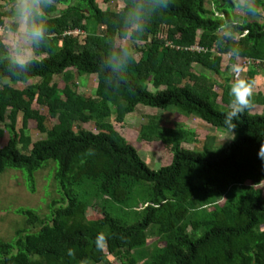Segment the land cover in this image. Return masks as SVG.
Returning a JSON list of instances; mask_svg holds the SVG:
<instances>
[{
	"label": "trees",
	"instance_id": "16d2710c",
	"mask_svg": "<svg viewBox=\"0 0 264 264\" xmlns=\"http://www.w3.org/2000/svg\"><path fill=\"white\" fill-rule=\"evenodd\" d=\"M67 1L47 6L42 0L36 22L44 38L38 43L24 22L30 58L16 59L0 37V139L9 134L0 145V175L23 170L26 189L36 193V172L54 160L62 194L47 218L16 210L34 230L15 231L12 242L0 239V264H108V254L122 264H264V161L257 155L264 113H254L264 96L253 92L252 107L234 120L233 132L224 124L231 64L243 57L264 60V0H257L260 20L239 17L237 0H209V9L205 0H172L164 10L158 0ZM2 2L9 0H0V27L18 33L15 15ZM75 30L80 33L68 34ZM232 48L239 55L223 61ZM259 68H249L244 78L252 88ZM76 73L97 76L94 96L79 93ZM18 82L26 86H12ZM139 105L175 107L185 120L198 118L234 139L214 149L188 147L195 133L165 128L150 116L141 137L172 150L171 162L155 169L114 124L125 123ZM49 119L56 121L52 128ZM77 122H93L96 131L75 130ZM30 123L47 136L32 140L25 133ZM137 194L144 199L134 202ZM93 205H102L101 212L90 217ZM99 233L107 241L103 251L95 245Z\"/></svg>",
	"mask_w": 264,
	"mask_h": 264
},
{
	"label": "rangeland",
	"instance_id": "374dc122",
	"mask_svg": "<svg viewBox=\"0 0 264 264\" xmlns=\"http://www.w3.org/2000/svg\"><path fill=\"white\" fill-rule=\"evenodd\" d=\"M68 2V1H67ZM245 3V0H244ZM68 4H72V0H69ZM110 8L112 10H117L116 3H110ZM205 5L209 9L211 8V4L209 0H205ZM2 6L6 7V4L2 2ZM63 6V5H62ZM241 4L235 10V13L239 17L246 18H255L248 17L246 15V11L241 8ZM63 8H65L63 6ZM4 10V9H3ZM259 17V15H258ZM14 20L18 23V33H13L11 31H4L0 33V37L3 35L5 37L4 41L9 48V52L18 60L24 61L32 56V52L30 50L31 40L30 37L24 33L25 32V24L24 21L20 20L16 16H14ZM98 32H102V28L98 29ZM19 39V40H18ZM124 43V42H123ZM125 44L129 43V40H126ZM136 57L139 59L142 55L141 50H137L138 47L134 48ZM223 61L229 63L230 59L226 57V54L223 55ZM234 62V61H233ZM225 64V63H224ZM223 64V65H224ZM226 65V64H225ZM225 67V66H224ZM243 67V72L241 73V78H245L249 68ZM259 70H264V68H259ZM258 70V71H259ZM74 81L77 85H79L78 91L81 94H85L87 97L94 96L97 87V76L96 75H79L75 74ZM259 77H256L257 80L255 82L254 87L260 89V91H264V75L261 76L258 73ZM220 78L219 76H217ZM62 76L57 75L56 81H60ZM8 80L5 78L3 82H7ZM39 78L34 79L32 82H38ZM31 80L28 81L30 84ZM63 84V80L61 81ZM17 89H23L24 86L21 82L18 84L12 85ZM75 88V87H74ZM216 92L218 94L221 93V89L217 86ZM218 102L220 100L218 99ZM34 107L44 110L45 107L40 106L38 103L34 104ZM254 113H264V106H257L254 110ZM150 116H157L161 118V124L165 128H178L182 127L187 131H192L198 137H194L193 142L188 143L185 142L184 145L188 147H193L197 149H203L204 145H207L209 148H216L226 142L231 141L233 138V133L225 132L224 130L213 129L212 127H208L201 123H197L196 119L189 118L185 120V115H181L177 108L172 107L166 110H158L151 107H146L143 105H139L138 110L129 114L126 117V121L123 124L114 123V119H111L112 123L116 125V128L119 132H121L126 138L132 140L133 143L137 146L140 154L147 160L148 164L158 169L161 166L167 165L172 160V150L170 146H166L161 141H148L141 137V132L143 126H145ZM185 116V117H184ZM184 117V118H183ZM187 118V117H186ZM200 120V119H199ZM56 124L54 120H48L47 126L52 128ZM22 126V114L19 113L16 121V130L19 131ZM78 127H84L90 129L92 131H96L95 123L82 124L77 122L75 124V130ZM27 135L31 137L32 140L37 141L38 139L45 138L47 135L43 134L39 131L35 124H29L28 130L25 132ZM9 134L4 132L2 139H0V145L4 144L8 139ZM50 163L48 166H44L40 170L36 172L37 176V192L30 193L25 185H24V174L25 171L20 169H5L0 175V239L6 242H12L15 240V231L19 229H27L34 230L30 227L25 226V220L22 216L16 214V210L18 209H34L41 216L47 218L51 215V204L55 200H62V194L60 191V183L57 182L56 172L58 168V164L54 160H49ZM264 188V184H263ZM137 198H134L135 201H141L144 199L143 194H137ZM102 206V205H101ZM100 205H93L89 210V216H93L94 214L101 212ZM142 205H140L139 209H141ZM155 231L150 230L149 233V244H152L156 239L154 237ZM106 248V247H104ZM108 253V252H106ZM108 264H122V262L115 258L114 256L108 254Z\"/></svg>",
	"mask_w": 264,
	"mask_h": 264
},
{
	"label": "clouds",
	"instance_id": "9594fccd",
	"mask_svg": "<svg viewBox=\"0 0 264 264\" xmlns=\"http://www.w3.org/2000/svg\"><path fill=\"white\" fill-rule=\"evenodd\" d=\"M41 2L42 0H9L8 5H6V7L10 8V11L13 15L27 24L28 34L31 36L32 40L37 43L44 38V29L36 22V15L39 13ZM171 2L172 0H158L160 10L167 9ZM44 3L47 6H51L54 3V0H44ZM237 3L243 4L248 17H255L259 12L257 0H247V3H244V0H237ZM240 26L241 23L234 24L233 32L235 33V30ZM231 53L233 56L239 55V51L236 48H232ZM134 59L135 58L133 57L132 61ZM230 70L233 80L229 95L232 100L231 108L225 114L224 124L233 132V130L236 128L234 120H236L237 117L241 116L246 110L252 107L251 97L253 95V88L248 81L241 78L243 67L240 63H232ZM126 83L127 81L124 82V84ZM257 155L258 158L264 161V143L260 144ZM106 243L107 241L105 235L103 233H99L95 240L97 249L103 251ZM73 254V250L69 249L68 255L71 256ZM81 264H85V262H81Z\"/></svg>",
	"mask_w": 264,
	"mask_h": 264
},
{
	"label": "built area",
	"instance_id": "2783aa9c",
	"mask_svg": "<svg viewBox=\"0 0 264 264\" xmlns=\"http://www.w3.org/2000/svg\"><path fill=\"white\" fill-rule=\"evenodd\" d=\"M4 29L2 27H0V33H3ZM80 33V31L75 30V31H71L68 34H74V35H78ZM167 34V30L163 29L160 33L161 37H165V35ZM153 37H151L152 40ZM167 46H173L171 44L170 41L167 42ZM190 49H196V50H204V47L200 46V45H193ZM226 57H228V59H233V56L231 53L226 54ZM240 60V63L242 66L246 67V68H251V67H262L264 66V60L262 59H252L250 57H243V58H238Z\"/></svg>",
	"mask_w": 264,
	"mask_h": 264
},
{
	"label": "crops",
	"instance_id": "0c3cea01",
	"mask_svg": "<svg viewBox=\"0 0 264 264\" xmlns=\"http://www.w3.org/2000/svg\"><path fill=\"white\" fill-rule=\"evenodd\" d=\"M254 19H257V20H260V17H258V15H257V17H255ZM261 76H263L264 75V70H259V72H258ZM263 74V75H262ZM257 77L258 78H260L259 77V75L257 74ZM256 80H257V78H256ZM161 89H164V88H161ZM253 92L254 93H256V94H262L263 96H264V91H260V89L259 88H257V87H254L253 88ZM139 107V106H138ZM191 118H194V119H196L197 121V123L199 124V123H201V120H199L198 118H195V117H191ZM162 122V121H161ZM203 123V122H202ZM204 124V123H203ZM204 125H206V124H204ZM207 126V125H206ZM209 127V126H208Z\"/></svg>",
	"mask_w": 264,
	"mask_h": 264
}]
</instances>
